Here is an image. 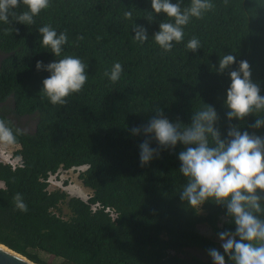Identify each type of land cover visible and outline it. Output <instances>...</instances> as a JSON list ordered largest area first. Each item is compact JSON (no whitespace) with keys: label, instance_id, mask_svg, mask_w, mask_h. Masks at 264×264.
I'll list each match as a JSON object with an SVG mask.
<instances>
[{"label":"trees","instance_id":"1","mask_svg":"<svg viewBox=\"0 0 264 264\" xmlns=\"http://www.w3.org/2000/svg\"><path fill=\"white\" fill-rule=\"evenodd\" d=\"M172 3L183 11L192 0ZM210 3V10L182 26V40L171 42L168 51L154 36L174 18L155 13L151 0H49L31 24L12 16L0 22V119L14 132L12 157L19 162L14 169L0 162L1 245L35 264H214L211 249L230 264L219 239L235 231L227 206L210 200L193 208L180 199L183 146L160 149L158 158L141 167L145 137L130 131L157 110L187 125L195 110L210 105L222 139L230 125L264 135V128L251 127L255 114L229 121L224 103L228 72L241 60L264 95V0ZM22 10L20 4L15 11ZM45 25L67 36L59 57L42 45L39 29ZM140 27L146 29L143 42L135 38ZM193 38L199 41L195 50L187 48ZM227 54L236 63L218 73ZM68 55L82 60L88 80L64 104L53 105L42 90L50 73L37 71L36 64ZM116 62L122 71L112 82L105 73ZM29 121L34 129L28 130ZM77 169L89 190L86 200L49 191V178ZM16 195L26 212L16 208Z\"/></svg>","mask_w":264,"mask_h":264},{"label":"clouds","instance_id":"2","mask_svg":"<svg viewBox=\"0 0 264 264\" xmlns=\"http://www.w3.org/2000/svg\"><path fill=\"white\" fill-rule=\"evenodd\" d=\"M27 10L17 13L18 5ZM49 0H0V22L8 23L9 16L22 24H31L42 9L47 8ZM210 0H192L191 6L181 10L179 3L172 0H151L155 13H164L174 18V23L164 22L155 34V43L165 51L172 48L173 41L180 42L184 36L183 27L190 18H199L204 11L210 10ZM131 13H126L130 16ZM42 45L56 56H61L62 46L67 36L45 25L39 29ZM135 38L141 42L147 39L146 29L140 27ZM199 47L196 38L187 43V48ZM236 63L232 54L224 55L218 63V73H223ZM85 64L79 57L64 56L58 62L44 65L37 62V71L43 70L50 75L43 80V93L53 105L64 104L66 98L79 92L88 77ZM122 66L114 63L110 73H105L112 82L120 79ZM230 84L226 90L225 107L229 121L243 120L250 114L257 118L253 129L264 128V95L261 87L251 78L250 65L246 60L239 62L238 68L228 72ZM217 111L210 105H203L194 111L190 124H182L177 119L170 122L161 110L150 118L146 125L132 127L133 136L143 135L139 144L141 167L159 157V150L173 151L176 146L183 148L178 153L180 173L186 178L180 199L187 201L193 208H199L207 201L225 204L227 214L235 225V231L219 234L224 254L230 264H264V135L242 131L238 125H230L227 138L222 139L215 128ZM16 137L7 122L0 119V142L15 143ZM155 141L157 147H152ZM15 206L22 212L27 211L19 195L14 197ZM209 255L214 264H226L225 255L211 249Z\"/></svg>","mask_w":264,"mask_h":264},{"label":"rangeland","instance_id":"3","mask_svg":"<svg viewBox=\"0 0 264 264\" xmlns=\"http://www.w3.org/2000/svg\"><path fill=\"white\" fill-rule=\"evenodd\" d=\"M17 149L16 146H13L11 144H6L3 142H0V161L5 162L4 159L6 157L12 155V153ZM78 170H70L67 172H59L54 179L49 183V191L53 190H61L66 192L67 194L75 197H79L83 200H86L89 196V190L84 188L80 181L78 180ZM1 187V185H0ZM207 232V230H204ZM193 255H196L200 258L202 257V254L197 251H191ZM49 263L56 262L53 258L47 257L46 258Z\"/></svg>","mask_w":264,"mask_h":264},{"label":"water","instance_id":"4","mask_svg":"<svg viewBox=\"0 0 264 264\" xmlns=\"http://www.w3.org/2000/svg\"><path fill=\"white\" fill-rule=\"evenodd\" d=\"M0 264H35L0 244Z\"/></svg>","mask_w":264,"mask_h":264},{"label":"built area","instance_id":"5","mask_svg":"<svg viewBox=\"0 0 264 264\" xmlns=\"http://www.w3.org/2000/svg\"><path fill=\"white\" fill-rule=\"evenodd\" d=\"M4 160H5V162H2V163H4V164L10 166L12 169H14V168H16L17 166H19V162H18V160H17V159H14V158L12 157V155L6 157V159H4ZM0 162H1V161H0ZM77 170H78V169H77ZM79 171H80V169H79ZM55 176H56V175H55ZM55 176H52L51 178H49L48 182L50 183V180L52 181V180L54 179ZM106 211L109 212V213L112 215V212H111L110 209H107Z\"/></svg>","mask_w":264,"mask_h":264},{"label":"flooded vegetation","instance_id":"6","mask_svg":"<svg viewBox=\"0 0 264 264\" xmlns=\"http://www.w3.org/2000/svg\"><path fill=\"white\" fill-rule=\"evenodd\" d=\"M1 57H2V55L0 54V58H1ZM24 123H25V122H24ZM28 123H29V124H28V126H29V127H28V130H29V129L31 130V129H34V128H35V122H33V121L31 122V121H29Z\"/></svg>","mask_w":264,"mask_h":264}]
</instances>
